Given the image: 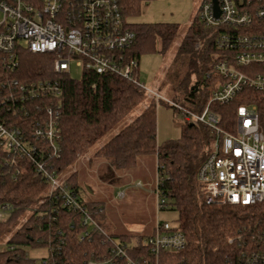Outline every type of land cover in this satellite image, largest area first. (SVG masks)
I'll use <instances>...</instances> for the list:
<instances>
[{
    "label": "built area",
    "instance_id": "built-area-1",
    "mask_svg": "<svg viewBox=\"0 0 264 264\" xmlns=\"http://www.w3.org/2000/svg\"><path fill=\"white\" fill-rule=\"evenodd\" d=\"M215 1L217 9L213 0H201L196 13L203 28L221 29L214 37L218 53L214 56L215 84L210 97L199 112L172 102L171 106L185 122L205 126L212 137L210 150L197 170L204 203L264 207V98L259 100V108L251 102V96L243 97L228 129L214 110L232 103L245 90L264 96V0ZM134 41L120 0H0V62L4 68L0 77V178L6 170L15 179L26 173L19 160L32 162L36 172L48 181L49 194L59 197L62 206L80 213L84 228L79 241L91 242L96 234L103 236V251L91 252L85 264H159L162 251L179 252L186 240L179 229L156 219L152 233L142 241L149 252V259H145L131 255L132 244L116 242L107 234L38 159L41 152L29 143L22 127L12 125L2 114L4 107L14 113L13 107L18 104L21 113L28 116L32 107L37 114L30 122L32 137L56 152L60 138L59 105L55 102L60 96L58 83H19L9 73L18 65V53L25 49L53 56L55 73L70 74L74 63L81 72L110 74L130 81L157 102L162 97L137 80L138 63L129 54ZM200 46L198 42L195 48ZM159 167L157 164L156 171ZM134 185L142 187L139 181ZM157 185L156 174L154 194L159 211L166 205ZM117 196L122 199L124 193ZM10 210L8 203L0 205V219ZM227 243L244 248L236 264H264V221L249 235L229 237Z\"/></svg>",
    "mask_w": 264,
    "mask_h": 264
},
{
    "label": "trees",
    "instance_id": "trees-1",
    "mask_svg": "<svg viewBox=\"0 0 264 264\" xmlns=\"http://www.w3.org/2000/svg\"><path fill=\"white\" fill-rule=\"evenodd\" d=\"M140 1L120 0L124 19L134 14ZM127 26L135 34L129 54L137 63L140 53L152 47L155 39L160 41L161 51H166L178 30L174 24ZM219 31V28H203L196 17L188 27L180 49L194 56L189 64L193 70L197 62L202 64L204 77L189 89L186 87L185 96L174 98V104L198 112L204 107L212 90L207 85L212 83L213 87L215 80L214 56L218 51L214 47V37ZM198 42L201 46L196 49ZM2 74L4 68L0 62V77ZM9 75L19 83H58L60 96L54 99L59 105L60 138L56 152L32 137L30 122L37 116L32 107L28 116L21 113L18 104L13 107L14 113L4 107L2 114L12 125L22 127L29 143L41 152L38 159L44 162L49 172L58 178L71 169L68 176L58 179L95 219L102 208L97 204L87 205L78 197L77 172L72 167L80 157L88 155L90 148L103 135L141 106L145 93L130 81L115 75L82 71L80 78L74 79L66 72L55 73L53 56L33 54L25 49L18 53V65ZM245 96H251V102L262 107L259 100H263L264 96L245 90L232 103L214 108L224 128L231 126L236 109ZM155 102L150 100L136 117L98 147L92 156L99 160L98 164H102L100 171L106 170L112 178L117 172L123 174L134 169L141 157H156L161 167L157 170L158 194L164 198L166 205L160 210L176 211L177 224L174 227L186 240L185 247L179 252L162 251L159 264H236L237 256L244 248L228 244L227 239L253 232L264 221V207L206 205L199 190L197 170L210 150L212 137L205 126L190 125L183 120L180 138L158 146ZM87 163L91 165L92 157ZM19 165L26 168L25 174L13 179L4 170L5 175L0 178V205L8 203L11 206V210L0 219V240L7 236L6 248L0 251V264H85L91 252H102L104 246L100 242L103 236L96 234L91 242L79 241V234L84 228L80 213L62 206L59 197L49 194L48 181L36 172L31 161L22 159ZM21 216L24 218L20 222ZM149 235H122L120 241L132 243L130 250L133 257L141 255L149 259L148 249L142 243ZM26 246L44 247L47 255L38 260L27 258L23 252Z\"/></svg>",
    "mask_w": 264,
    "mask_h": 264
},
{
    "label": "rangeland",
    "instance_id": "rangeland-1",
    "mask_svg": "<svg viewBox=\"0 0 264 264\" xmlns=\"http://www.w3.org/2000/svg\"><path fill=\"white\" fill-rule=\"evenodd\" d=\"M200 3L201 0H141L134 14L125 18L128 25L174 24L178 26L176 36L166 51H161L160 41L155 39L152 47L141 52L138 59L136 73L138 82L162 97L155 102L158 146L180 138L184 121L182 116L171 108V102H175L176 97L183 98L186 87L189 89L193 83L204 77L202 64L197 62L196 69L193 70L189 64L195 59L194 56L180 49L187 29L196 17ZM70 76L74 79L81 76L80 68L74 63ZM214 84L215 80L213 86ZM207 87L212 89V83H209ZM150 100L155 101L154 98L145 95L141 106L103 135L90 148L88 155L80 157L72 167V170L77 172L78 197L87 205L97 204L102 208L95 219L116 242L120 241L122 235L151 234L156 219L167 221L172 226L177 224L176 211L170 209L157 211L156 209L154 194L157 174L156 157H141L134 169L125 171L123 174L117 172L116 177L112 178L106 170L100 171L103 169L102 164H98L99 160L92 156L98 147L136 117ZM88 156L92 157L90 166L87 165ZM70 173L71 169L58 178L68 176ZM137 181L141 183V188L135 187L134 184ZM119 192L124 193L122 199L117 196ZM24 216H21L20 222ZM6 239L7 236L0 240V251L6 248ZM127 244L132 243L127 242ZM23 252L27 258L37 260L47 255L44 247L26 246Z\"/></svg>",
    "mask_w": 264,
    "mask_h": 264
},
{
    "label": "water",
    "instance_id": "water-1",
    "mask_svg": "<svg viewBox=\"0 0 264 264\" xmlns=\"http://www.w3.org/2000/svg\"><path fill=\"white\" fill-rule=\"evenodd\" d=\"M213 3H214V8L217 9V3H216V1L213 0ZM216 12H217V10H216ZM216 15H217V13H216ZM190 125H191V124H190Z\"/></svg>",
    "mask_w": 264,
    "mask_h": 264
},
{
    "label": "crops",
    "instance_id": "crops-1",
    "mask_svg": "<svg viewBox=\"0 0 264 264\" xmlns=\"http://www.w3.org/2000/svg\"><path fill=\"white\" fill-rule=\"evenodd\" d=\"M156 221V220H155ZM104 229V228H103ZM152 229H153V226H152ZM106 233H108L107 231H105Z\"/></svg>",
    "mask_w": 264,
    "mask_h": 264
}]
</instances>
